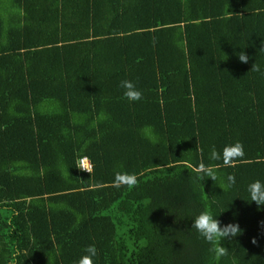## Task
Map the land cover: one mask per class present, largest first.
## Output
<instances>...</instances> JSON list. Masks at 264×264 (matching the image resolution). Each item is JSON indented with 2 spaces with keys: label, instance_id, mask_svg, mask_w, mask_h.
Here are the masks:
<instances>
[{
  "label": "trees",
  "instance_id": "obj_1",
  "mask_svg": "<svg viewBox=\"0 0 264 264\" xmlns=\"http://www.w3.org/2000/svg\"><path fill=\"white\" fill-rule=\"evenodd\" d=\"M237 141L235 167L209 160ZM201 160L217 181L194 178ZM116 172L137 186L114 187ZM256 180L264 0H0V264H60L45 200L73 190L94 264H264ZM204 210L242 229L218 262L191 228Z\"/></svg>",
  "mask_w": 264,
  "mask_h": 264
},
{
  "label": "clouds",
  "instance_id": "obj_2",
  "mask_svg": "<svg viewBox=\"0 0 264 264\" xmlns=\"http://www.w3.org/2000/svg\"><path fill=\"white\" fill-rule=\"evenodd\" d=\"M239 61L242 63L248 62V56L241 51L238 55ZM254 68V65H253ZM120 87L124 89L123 96L128 101H139L142 99V93L138 90L136 84L130 80H122ZM203 154L202 149H198ZM85 156V155H84ZM245 156L244 146L241 142L237 141L233 144H227L223 147L222 151H217L213 148L209 154V160L222 161L224 167H235L239 160H242ZM87 157V156H86ZM88 158V157H87ZM191 171L195 174L196 180H201L204 177L211 178L213 181H217V165L205 164L203 160L196 165L190 166ZM80 170L90 172V168L84 167L82 164ZM228 187L235 184L236 178L234 174H228L227 176ZM138 177L136 174H130L127 172H116L113 179V186L120 188L127 186L129 189L137 186ZM247 191L250 195V199L257 206H264V183L259 180L251 182ZM261 226L264 227V221H261ZM191 228L202 237L206 243L210 245L208 251L211 254L213 261L218 262L222 257L228 254V249L221 243L222 240H231L239 236L242 232L238 223H227L223 226L221 222L215 218L209 210L200 212L192 220ZM254 245L257 243L255 238L251 241ZM97 256V249L95 245H89L84 249V254L81 255L75 264H94V257Z\"/></svg>",
  "mask_w": 264,
  "mask_h": 264
},
{
  "label": "rangeland",
  "instance_id": "obj_3",
  "mask_svg": "<svg viewBox=\"0 0 264 264\" xmlns=\"http://www.w3.org/2000/svg\"><path fill=\"white\" fill-rule=\"evenodd\" d=\"M58 195L61 197H51V205L50 200L47 202L48 198L46 199V203L48 206V213L50 214L51 231H58V233L65 234V240L56 246V251L61 264H68L73 258L77 260L83 255L84 248L92 245L93 240L88 230H85L87 224H77V222L72 219L73 211L76 209L79 210L78 212L80 213L82 211L80 208L83 205V201L80 191H63ZM70 202H72L74 206L70 207ZM78 243L83 244L84 248L78 246Z\"/></svg>",
  "mask_w": 264,
  "mask_h": 264
},
{
  "label": "crops",
  "instance_id": "obj_4",
  "mask_svg": "<svg viewBox=\"0 0 264 264\" xmlns=\"http://www.w3.org/2000/svg\"><path fill=\"white\" fill-rule=\"evenodd\" d=\"M62 192H58V193H53V194H48L46 196V199L48 198L47 202H49V200L51 199V197L53 196H60L58 194H60ZM61 197V196H60ZM45 203H46V200H45ZM52 204V201L50 200V205ZM82 207V206H81ZM46 208H47V217H48V221H49V226H50V230H51V220H50V214L48 213V206H47V203H46ZM81 209V208H80ZM77 222V224H82L85 223L86 224V221H85V216L84 214H79V220H75ZM85 229V228H84ZM85 230H88V227L86 226V229ZM89 232V231H88ZM51 236H52V239H53V242L55 244V248L56 246H58V244H60V242L64 241L65 240V234L64 233H58V231H51ZM60 239V240H58ZM78 246L80 247H83V244L81 243H78L77 244ZM93 245V244H92ZM84 248V247H83ZM85 249V248H84ZM58 254V253H57ZM59 257V256H58ZM94 259V258H93ZM75 259L73 258V260H71L68 264H75ZM61 264V262H60Z\"/></svg>",
  "mask_w": 264,
  "mask_h": 264
},
{
  "label": "built area",
  "instance_id": "obj_5",
  "mask_svg": "<svg viewBox=\"0 0 264 264\" xmlns=\"http://www.w3.org/2000/svg\"><path fill=\"white\" fill-rule=\"evenodd\" d=\"M77 165L78 167L80 168L81 164L84 166V167H88L91 169V163L89 161V159L86 157V156H80L77 158Z\"/></svg>",
  "mask_w": 264,
  "mask_h": 264
}]
</instances>
